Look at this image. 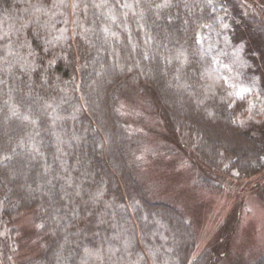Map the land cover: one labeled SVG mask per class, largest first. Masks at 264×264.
Returning <instances> with one entry per match:
<instances>
[{
	"label": "trees",
	"instance_id": "obj_1",
	"mask_svg": "<svg viewBox=\"0 0 264 264\" xmlns=\"http://www.w3.org/2000/svg\"><path fill=\"white\" fill-rule=\"evenodd\" d=\"M237 7L0 0V123L23 126L0 151V223L33 214L45 244L29 264H205L191 259L195 236L182 213L149 200L139 185L115 92L128 78L152 91L213 171L263 173L264 144L251 130L264 117V64L242 36ZM243 24L264 43V27L249 17ZM223 131L233 139L208 136ZM21 152L39 168L23 190L9 170ZM252 264H264V254Z\"/></svg>",
	"mask_w": 264,
	"mask_h": 264
},
{
	"label": "rangeland",
	"instance_id": "obj_2",
	"mask_svg": "<svg viewBox=\"0 0 264 264\" xmlns=\"http://www.w3.org/2000/svg\"><path fill=\"white\" fill-rule=\"evenodd\" d=\"M236 3L241 16L238 26L245 30L242 36L260 52L264 64L262 39L243 24L249 17L264 27V0ZM236 56L241 63L239 53ZM3 92L0 89V99ZM243 92L245 88L239 90ZM256 93L250 91V98L259 100ZM115 98L119 120L128 135L127 155L135 177L149 200L171 204L190 223L195 236L191 259L203 257L205 264H252L263 255L264 172L249 178H239L234 172L225 177L207 167L193 153V134L177 130L154 93L138 87L132 78L117 88ZM258 122L251 134L264 144V117ZM7 123L2 118L0 151L13 143L11 136L23 132V126L18 130ZM222 133L220 137L208 132V136L219 143L233 139ZM28 157L27 152H21L10 160V174L22 190L39 171L29 165ZM16 159L20 161L14 163ZM10 228L15 231L10 233ZM44 244L45 238L33 224V214L21 215L9 225L0 223V257L4 264H29L37 259Z\"/></svg>",
	"mask_w": 264,
	"mask_h": 264
}]
</instances>
